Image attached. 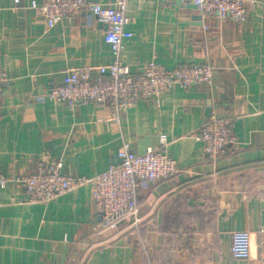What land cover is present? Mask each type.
I'll list each match as a JSON object with an SVG mask.
<instances>
[{"label":"crops","instance_id":"1","mask_svg":"<svg viewBox=\"0 0 264 264\" xmlns=\"http://www.w3.org/2000/svg\"><path fill=\"white\" fill-rule=\"evenodd\" d=\"M34 0H0V173L16 179L43 160L70 176L94 177L136 153L162 147L179 172L143 182L140 227L122 217L100 225L87 183L47 203H31L22 185L0 187V264H264V0H251L238 24L202 16L191 1L130 0L122 61L133 73L156 60L172 69L208 63L211 83L141 98L118 121L106 102L70 107L46 97L67 69L114 57L107 25L83 11L53 27ZM41 2V0H37ZM111 3L113 0H90ZM212 115L232 118L236 142L216 160L192 136ZM247 230L252 257L232 255V233Z\"/></svg>","mask_w":264,"mask_h":264},{"label":"built area","instance_id":"2","mask_svg":"<svg viewBox=\"0 0 264 264\" xmlns=\"http://www.w3.org/2000/svg\"><path fill=\"white\" fill-rule=\"evenodd\" d=\"M21 0H15L20 3ZM130 0H113L111 3L90 0H37L31 7L42 15L48 27H53L66 16L88 11L107 25L106 42L113 52V61L98 68L92 76L90 67L67 69L61 83L53 85L46 97L54 102H65L70 107L79 103L106 102L112 119L118 121L121 113L141 98L153 97L157 103L162 95L175 87L188 88L198 83H211L214 67L208 63L181 65L169 69L151 60L139 73L131 72L121 58L124 40L132 36L126 26L130 21L127 5ZM191 1L202 16H215L220 20L232 19L242 24L247 19V6L251 0H180ZM9 77L0 69V91ZM232 118L212 115L192 136L203 143L204 152L216 160L225 148L236 142ZM149 147L144 153L134 152L128 143L118 152L119 162L94 176H70L63 172L60 161H41L28 175L8 179L0 173V187L14 182L23 186L31 203H47L87 183L95 187L94 198L100 215V225L116 227L118 221L129 216L134 227H140L142 216L138 203L139 189L143 182H156L173 177L179 172L177 160L162 147ZM232 255L237 259L252 257V237L247 230L232 233Z\"/></svg>","mask_w":264,"mask_h":264}]
</instances>
